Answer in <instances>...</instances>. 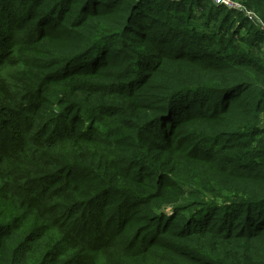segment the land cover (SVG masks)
Listing matches in <instances>:
<instances>
[{
	"label": "trees",
	"instance_id": "16d2710c",
	"mask_svg": "<svg viewBox=\"0 0 264 264\" xmlns=\"http://www.w3.org/2000/svg\"><path fill=\"white\" fill-rule=\"evenodd\" d=\"M170 1L0 0V264H264V0Z\"/></svg>",
	"mask_w": 264,
	"mask_h": 264
},
{
	"label": "rangeland",
	"instance_id": "374dc122",
	"mask_svg": "<svg viewBox=\"0 0 264 264\" xmlns=\"http://www.w3.org/2000/svg\"><path fill=\"white\" fill-rule=\"evenodd\" d=\"M173 1H175V0H171L170 2H173ZM208 2H212V3H214V4H220V2H219V0H208L207 1V3ZM226 5V6H225ZM223 6H225V7H227V6H230L231 8H229V7H227V8H229V9H233L234 11H238V12H240V11H243L245 8L241 5V4H239L238 2H236V3H234V4H232V5H227V4H224ZM194 8H196V6H194ZM242 13V12H241ZM243 14H244V12H243ZM245 15V14H244ZM249 18H251V17H249ZM260 27L261 28H263V25H261L260 24ZM243 32V31H242ZM10 33H11V30H9V28H7L5 25H3L2 23L0 24V38H1V40L0 41H3L4 39H6V35H10ZM260 54H262V55H264V43L260 46ZM263 124H264V120H263V122H262ZM169 209V208H168Z\"/></svg>",
	"mask_w": 264,
	"mask_h": 264
},
{
	"label": "built area",
	"instance_id": "2783aa9c",
	"mask_svg": "<svg viewBox=\"0 0 264 264\" xmlns=\"http://www.w3.org/2000/svg\"><path fill=\"white\" fill-rule=\"evenodd\" d=\"M219 2H220V4H215V5H224V4L232 5V4L236 3V2H238L239 4H241L244 7V5L239 0H219ZM227 7L231 8L230 6H227ZM249 15L254 16V14L252 12H249ZM261 24L263 25V28H264V24L263 23H261Z\"/></svg>",
	"mask_w": 264,
	"mask_h": 264
}]
</instances>
